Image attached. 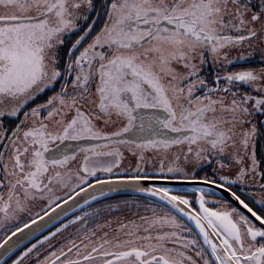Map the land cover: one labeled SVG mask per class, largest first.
Returning a JSON list of instances; mask_svg holds the SVG:
<instances>
[{
  "label": "snow or ice",
  "instance_id": "obj_1",
  "mask_svg": "<svg viewBox=\"0 0 264 264\" xmlns=\"http://www.w3.org/2000/svg\"><path fill=\"white\" fill-rule=\"evenodd\" d=\"M0 264H264V0H0Z\"/></svg>",
  "mask_w": 264,
  "mask_h": 264
},
{
  "label": "rangeland",
  "instance_id": "obj_2",
  "mask_svg": "<svg viewBox=\"0 0 264 264\" xmlns=\"http://www.w3.org/2000/svg\"><path fill=\"white\" fill-rule=\"evenodd\" d=\"M141 214H143V213H141ZM133 215H134L133 213L129 214V215H125V213H119L118 216L114 215V216L109 217V219L115 220L117 217H119L121 219H124V218L131 219V218H133Z\"/></svg>",
  "mask_w": 264,
  "mask_h": 264
},
{
  "label": "flooded vegetation",
  "instance_id": "obj_3",
  "mask_svg": "<svg viewBox=\"0 0 264 264\" xmlns=\"http://www.w3.org/2000/svg\"><path fill=\"white\" fill-rule=\"evenodd\" d=\"M200 175H203V173H200ZM124 213H125V215L132 214L131 212H127V211H125ZM118 214H119V213H114V215H117V216H118ZM114 215H113V216H114Z\"/></svg>",
  "mask_w": 264,
  "mask_h": 264
},
{
  "label": "water",
  "instance_id": "obj_4",
  "mask_svg": "<svg viewBox=\"0 0 264 264\" xmlns=\"http://www.w3.org/2000/svg\"><path fill=\"white\" fill-rule=\"evenodd\" d=\"M181 187H189V185H183V186H181Z\"/></svg>",
  "mask_w": 264,
  "mask_h": 264
}]
</instances>
